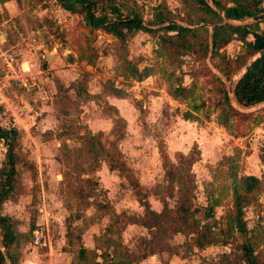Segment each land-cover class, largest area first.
Here are the masks:
<instances>
[{"label": "rangeland", "instance_id": "rangeland-1", "mask_svg": "<svg viewBox=\"0 0 264 264\" xmlns=\"http://www.w3.org/2000/svg\"><path fill=\"white\" fill-rule=\"evenodd\" d=\"M38 1L17 0L20 14L12 18L0 10V33L6 41L0 39L4 100L0 125L14 127L4 103L21 113L14 127L20 156L16 185L0 209L2 216L15 222L18 240L11 257L0 264H77V234L84 247L99 248V263L104 252V262L113 254L124 262H129L130 255L129 264H210L223 254L234 255L238 245L248 240L264 264V184L255 193L257 201L242 210L246 233L232 228L236 180L261 169L252 147L260 150L264 143V112L233 117L229 128L221 127L228 115L224 94L228 96L230 82L216 68H232L227 60L242 52V44L233 40L220 50L219 57H213L212 50L209 58V36L205 40L201 35L199 46L191 52L167 56L160 51V33L134 31L126 36L125 46L106 42L80 22L65 31L63 26L77 22L81 15L39 16L36 6L43 0ZM97 1L96 15L101 13L111 21L135 13L147 25L160 4L177 21L196 17L181 8L180 0ZM260 27L264 30V24ZM46 55L60 58L52 64L48 80L32 67L35 59L42 60L43 66ZM74 61L77 66L69 67ZM126 63L137 67L138 75H130ZM145 73L156 80H139ZM135 81L144 82L140 90L134 87ZM178 83L189 89L187 97L163 100L160 90L169 94V88ZM114 89L135 108L129 128L107 104L109 97L116 98ZM195 130L217 137L206 151L197 149L202 157L189 170L195 177L193 219L208 224L216 241L204 248L195 244L193 236L175 232L177 225L170 220L162 223L164 228L153 239L152 232L135 221L147 218L139 198L152 211L161 214L165 206L175 216L177 182L167 170L178 173L186 167L181 155L188 156L198 147ZM91 135H98L100 147L90 140ZM5 151L0 140V167ZM116 162L125 169L109 170ZM133 182L138 186L134 188ZM42 202L49 218L50 246L38 248L31 237L41 221L37 207ZM1 239L0 231V253H4ZM142 255L148 256L142 259Z\"/></svg>", "mask_w": 264, "mask_h": 264}, {"label": "trees", "instance_id": "trees-1", "mask_svg": "<svg viewBox=\"0 0 264 264\" xmlns=\"http://www.w3.org/2000/svg\"><path fill=\"white\" fill-rule=\"evenodd\" d=\"M216 4L231 20L246 22L251 18L264 13V7L262 6V0H211ZM57 4L72 15H83L85 19H89V26L94 29H102L106 34L114 36L120 45L125 46V39L127 35L132 34L134 31H142L147 34L156 35L159 34V47L160 51L167 56L174 55L178 52L187 54L193 50V48L199 46V39L201 35L208 40L209 29L206 25L212 27V47L213 57H219V52L231 41H239L242 43V52L233 59L227 60L229 64H232V68H216L217 72L227 81L233 82L234 77L241 71L247 61L251 59L259 51L264 50V30L261 29V25L264 24V20L260 22H250L244 25H232L225 23L222 17L210 8L205 0H180L182 9L188 10L196 17H189L185 20L177 21L171 11H169L165 5L160 4L154 9L153 18L149 24L145 25L141 21L138 15L133 13V16L121 17L117 20L111 21L107 19L103 14L96 15L97 0H56ZM114 8V7H113ZM116 10V8H115ZM185 23V24H183ZM202 24L200 26H197ZM252 36V41L248 40V37ZM208 45V44H207ZM207 49V46H206ZM125 69L130 71V75L136 76L139 73L137 67H131L130 63H126ZM149 74L140 75L139 80L147 77ZM117 93V89L113 90ZM189 89L182 86L180 83L174 84L169 88V94L173 99H179L187 97ZM118 94V93H117ZM234 97L237 104L241 108H248L264 102V57L258 59L254 64L244 73V75L234 85ZM224 105L226 108L227 118L229 119L239 116L242 118L251 117V113H243L236 110L229 102L227 93L224 94ZM0 108V113H1ZM264 112V109L261 110ZM224 122V123H225ZM224 126V124L222 123ZM99 135V134H98ZM98 135H91L90 140L100 147L99 140L96 141ZM96 137V139H95ZM0 140H3L4 147L6 149L4 155L3 165L0 167V209L2 204L10 197L13 192L16 180H17V165L20 162V156L18 154L19 147V134L14 127L3 128L0 126ZM197 147L194 148L193 153L190 155H181L182 162L186 167L181 168V172L172 173L171 170H167V175L172 180L177 182V208L175 216L164 206V210L161 214L156 213L150 209L147 201H142L139 198V202L145 208L147 218H135V221L139 220L140 224L150 230L151 239H153L157 232L164 228L163 222L171 221L177 225L176 231L183 235L193 236L195 244L199 248H204L215 244V239L211 233V228L208 224L200 223L194 218L196 209H191L192 200L194 199L193 189L195 177L194 174L189 171L194 163H196L198 156ZM260 161L263 165V171L261 178L255 176H240L235 183L233 189L234 195V217L232 222V228L240 234H245L247 229L245 221L243 220L242 210L247 206L257 201L256 192L264 184V143L260 149ZM172 166V164H171ZM122 169L124 170L123 163H115V165H109V170ZM135 188L138 186L137 182L131 183ZM138 197L141 196L136 191ZM208 215L205 218H209ZM66 235L71 234V227L67 226ZM0 231L2 247L5 250L4 253H0V261L3 262L5 258H10V250L17 243V231L15 222L8 216H2L0 214ZM75 240L78 241V251L76 255V261L79 264H129L130 255H127L129 262H124L121 259H116L112 254L107 255L108 261L104 262L103 253H101L102 262L96 261L97 250L86 248L82 245L81 235L77 234ZM68 241L73 243V237ZM250 242H244L237 247V253L223 254L218 261L211 262L210 264H262V262L255 255L251 249ZM154 255V253H151ZM150 254V255H151ZM232 255L233 257H231ZM145 256V257H144ZM148 256V255H147ZM142 255L140 258L147 257ZM144 257V258H143ZM138 259V258H137ZM136 259V260H137ZM77 263V264H78Z\"/></svg>", "mask_w": 264, "mask_h": 264}, {"label": "crops", "instance_id": "crops-1", "mask_svg": "<svg viewBox=\"0 0 264 264\" xmlns=\"http://www.w3.org/2000/svg\"><path fill=\"white\" fill-rule=\"evenodd\" d=\"M40 1V0H39ZM38 1V2H39ZM42 1V0H41ZM42 5H37L36 7H37V9L40 11L39 12V16H42L43 14H47L48 16H49V18L50 17H52V16H54V17H57V15L58 14H62V15H64V14H68V15H72V14H70V13H68L67 11H65L64 9H62L58 4H57V2H56V0H48V5H46V0H43L42 2ZM262 6L264 7V0H262ZM4 10V12L6 13V16H8L9 18H12V17H16V16H18L19 14H20V11L18 10V5H17V0H0V10ZM73 16V15H72ZM80 17H84L83 15H81ZM126 17V16H125ZM89 19H85V17H84V22H81L80 21V19L77 21V22H75L76 23V25L80 22L81 24H83V25H86L87 27H89V28H91L90 26H89ZM72 24H74V23H72ZM72 24H70V26H63V28L65 29V31H68V30H70V29H72L73 27L75 28L76 27V25L75 26H71ZM92 29V28H91ZM92 30H94V29H92ZM94 31H97V33H98V37L99 38H104L105 40H106V42H110V43H115L116 41H117V39L114 37V36H112V35H110V34H106L105 32H104V30H102V29H97V30H94ZM138 32H142V31H138ZM142 33H145V32H142ZM145 34H147V33H145ZM211 35H212V31L210 32L209 31V37H211ZM249 37H252V36H249ZM0 39H3L4 41H5V36H4V34H2V33H0ZM253 39V38H252ZM1 41V40H0ZM6 42V41H5ZM232 42V41H231ZM230 42V43H231ZM239 42V41H238ZM1 43V42H0ZM241 43V42H240ZM242 44V43H241ZM228 45V44H227ZM226 45V46H227ZM213 50V49H212ZM42 58H44L45 59V62L46 63H44L43 64V66H42V60H38V59H35L34 60V62H33V64H32V67H34V70L36 71V72H38V71H42V77H43V79H45V80H48L49 79V76L51 75V70H53V66H52V64L54 65V64H57V62L59 61V57L57 56V57H52L53 58V61L51 62V63H48L47 61L48 60H50V59H52V58H50V56L48 57V55H46V56H43ZM250 60V59H249ZM64 61H67L66 59H64ZM248 62V61H247ZM81 63H83V62H81ZM77 64H78V62H76V61H74V62H72L71 64H68V66L69 67H73V66H77ZM83 64H85V66L87 65V63L85 62V63H83ZM47 66V68L44 70L43 68H45ZM27 70H29L28 68H27ZM39 73V72H38ZM29 75H31V73L29 74ZM151 75L149 74L147 77H149L148 79L151 81L152 80V78L154 77H150ZM147 77H145V78H147ZM157 78V77H156ZM156 78L154 77V80H156ZM27 79H29V80H31L32 79V76H29V77H27ZM147 79V80H148ZM144 84V82H142V81H135L134 82V87L136 88V90H140L141 89V86ZM140 86V87H139ZM117 93H120V90L119 89H117ZM160 92H161V94H162V98H163V100H165L166 102H174V100L175 99H173V98H171L170 97V95L169 94H167V92L165 91V89H162V90H160ZM91 94V93H90ZM115 94V93H114ZM116 95V94H115ZM114 95V96H115ZM118 96V97H117ZM116 98H108V106L109 107H112L119 115L118 116H120V118L121 117H123L124 118V120H126L125 121V128L127 127V128H129V126H130V118H133V114L134 115H136V112H135V108L133 107V105L131 104V102H130V100H128V99H126V98H124L123 96H121V95H116L115 96ZM0 104L2 103V102H4V100L2 99V95L0 94ZM153 103L155 102V98H152V100H151ZM7 105L4 103V107H6ZM150 108H152V107H149V109ZM22 111V110H21ZM127 111H129V114L127 113ZM133 112L132 114H130V112ZM8 113H10V116L12 117V120H13V122H14V120H15V122H14V124H13V126L15 127V126H18V122H19V118H20V116H21V113H18L17 111H14V110H12L11 109V111L10 112H8ZM18 113V114H17ZM150 114H152V112L150 113ZM233 120H228L227 122H225V123H223L224 124V126L223 125H221V127H223V128H225V127H230V125H231V122H232ZM127 122V123H126ZM128 124V125H127ZM218 125H220V124H218ZM251 124H249V126H250ZM1 126V125H0ZM2 127V126H1ZM4 128V127H3ZM23 129H24V127H23ZM195 135H197V136H195L196 138H195V142H196V145L198 146L197 147V149H201L202 151H206L207 150V148L209 147V146H211V143H213L216 139H217V137H215V135H208V136H206V135H204V133H202L201 131H196L195 130ZM252 154L254 155V154H256L257 155V159H258V161L260 162V168L261 169H258V173H256V174H251V175H248V176H255V177H257V178H261V176H262V171H263V165H262V163H261V161H260V157H259V154H260V150H258V147L257 148H255V147H252ZM200 152H199V154H198V159H197V161H196V163L199 161V158H200ZM202 157V156H201ZM202 160V159H201ZM200 160V161H201ZM196 163H194L193 165H195ZM42 193H43V191H42ZM261 201H262V206H263V211H264V195H263V197H262V199H261ZM40 205V204H39ZM39 205H38V207H37V212H38V208H39ZM38 215H39V217H40V219H41V221L40 222H42L43 221V218H42V216L39 214V212H38ZM263 217H264V212H263ZM39 222V223H40ZM38 224V223H37ZM86 248H88V247H86ZM89 249H93V248H89Z\"/></svg>", "mask_w": 264, "mask_h": 264}, {"label": "water", "instance_id": "water-1", "mask_svg": "<svg viewBox=\"0 0 264 264\" xmlns=\"http://www.w3.org/2000/svg\"><path fill=\"white\" fill-rule=\"evenodd\" d=\"M205 2L207 3V5L212 8L216 13H218L222 19L224 20L225 23H229L232 25H244L250 22H260L264 20V13L258 16H255L253 18H251L250 20L246 21V22H239V21H234L231 20L216 4H214L211 0H205ZM80 21L84 22V17H80ZM76 23L72 24L71 26H75ZM202 24H199L197 26H200ZM206 27L212 31V27L206 25ZM153 43H149L148 44V48L152 49ZM212 40L211 37H209V58L211 56V52H212ZM264 57V50L259 51L257 54H255L250 60H248V62L245 64V66L241 69V71L234 77L233 82H230V85L228 87V100L230 102V104L238 111L243 112V113H250V112H254V111H258L261 109H264V102L257 104L255 106L252 107H248V108H241L234 97V85L236 84V82L244 75V73L254 64L255 61H257L258 59ZM220 75V74H219ZM223 78V77H222ZM60 177V176H58Z\"/></svg>", "mask_w": 264, "mask_h": 264}, {"label": "built area", "instance_id": "built-area-1", "mask_svg": "<svg viewBox=\"0 0 264 264\" xmlns=\"http://www.w3.org/2000/svg\"><path fill=\"white\" fill-rule=\"evenodd\" d=\"M42 74V71H38ZM11 104L5 107L6 112L11 111ZM15 122V120H14ZM39 214L42 216L43 221L38 223L35 229L32 231L31 242L38 248H44L50 246V231H49V218L47 216V210L45 209L44 202L39 205Z\"/></svg>", "mask_w": 264, "mask_h": 264}]
</instances>
